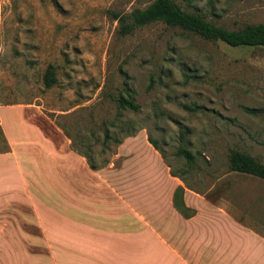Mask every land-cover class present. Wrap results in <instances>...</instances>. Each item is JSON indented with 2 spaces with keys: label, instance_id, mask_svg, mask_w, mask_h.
I'll return each mask as SVG.
<instances>
[{
  "label": "rangeland",
  "instance_id": "rangeland-1",
  "mask_svg": "<svg viewBox=\"0 0 264 264\" xmlns=\"http://www.w3.org/2000/svg\"><path fill=\"white\" fill-rule=\"evenodd\" d=\"M151 1L0 0V110L19 106L56 145L73 142L81 151L90 145L99 164L116 166L117 156L142 160L164 191L181 184L235 218L264 220V179L228 167L230 149L264 163V47H232L163 22L120 34L114 14ZM174 1L229 29L264 21V0ZM50 64L56 82L47 88L43 74ZM124 80L135 91L137 112L117 103ZM20 112L1 111L15 132ZM117 117L132 118L136 133L126 137L109 127ZM5 145L0 135V150ZM179 145L195 155L191 167L175 155ZM159 197L165 195L155 202Z\"/></svg>",
  "mask_w": 264,
  "mask_h": 264
},
{
  "label": "crops",
  "instance_id": "crops-1",
  "mask_svg": "<svg viewBox=\"0 0 264 264\" xmlns=\"http://www.w3.org/2000/svg\"><path fill=\"white\" fill-rule=\"evenodd\" d=\"M6 108L21 111L16 132ZM0 124L9 143L0 152V264H264V220L235 218L186 190L196 212L184 218L172 205L179 184L164 191L142 160L117 156L118 165L92 169L16 105L1 108Z\"/></svg>",
  "mask_w": 264,
  "mask_h": 264
},
{
  "label": "trees",
  "instance_id": "trees-1",
  "mask_svg": "<svg viewBox=\"0 0 264 264\" xmlns=\"http://www.w3.org/2000/svg\"><path fill=\"white\" fill-rule=\"evenodd\" d=\"M114 17L117 19L119 26L118 31L122 35L132 33L136 28L148 25L153 22H163L170 26H178L183 29L189 30L200 37L210 41H221L232 47L249 46V47H264V21L259 23H248L236 29H229L224 26L216 25L208 21L204 16L197 12L187 11L183 9L174 0H152L145 7H134L130 12L115 13ZM56 82L55 67L50 64L47 66L43 74V83L45 87L49 88ZM124 94H120L117 98V103L122 110L130 112H137L140 108L135 100V91L128 86L127 80H124ZM184 108L193 110L190 106L184 104ZM247 113H252L254 108L243 107ZM109 127H118L123 133V136L129 137L136 133L137 127L132 118L119 119V117L109 120ZM64 133L70 138L69 130L62 126ZM0 135L3 142L6 144L5 149L0 152H5L9 149L6 137L4 136L1 128ZM184 133L180 132V137ZM110 138L109 131L104 132V142ZM148 141L160 153L162 158L165 159L164 153L158 147L156 140L148 136ZM115 142L120 144V138H116ZM72 150L85 157L87 163L92 169H99L104 167V164L96 162L90 145H87L85 151H81L72 142L70 144ZM175 155L181 157L185 161V166H192L196 162L195 155L184 145H179ZM228 167L229 171L241 174L252 175L264 179V163L258 161L251 154L238 149H230L228 154ZM170 166L169 163H167ZM170 174L178 177L182 182L185 178L182 174H177L170 170ZM185 187L181 184L174 188L172 195V205L175 210L184 218H190L195 214V209L186 205L184 201ZM206 197L209 198L208 195Z\"/></svg>",
  "mask_w": 264,
  "mask_h": 264
}]
</instances>
